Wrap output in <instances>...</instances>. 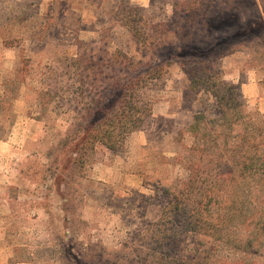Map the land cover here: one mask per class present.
<instances>
[{
    "label": "rangeland",
    "instance_id": "obj_1",
    "mask_svg": "<svg viewBox=\"0 0 264 264\" xmlns=\"http://www.w3.org/2000/svg\"><path fill=\"white\" fill-rule=\"evenodd\" d=\"M139 76L145 128L69 160ZM0 264H264V0H0Z\"/></svg>",
    "mask_w": 264,
    "mask_h": 264
},
{
    "label": "trees",
    "instance_id": "obj_2",
    "mask_svg": "<svg viewBox=\"0 0 264 264\" xmlns=\"http://www.w3.org/2000/svg\"><path fill=\"white\" fill-rule=\"evenodd\" d=\"M143 80L140 76L127 80L117 78L111 83L108 93H103L98 100L90 103L91 108L86 111L84 118L98 116V120L87 121L76 131L79 136L73 146L64 144V149H68L69 160L79 165L90 145L96 140L114 149L122 135L126 136L134 130L145 128L146 118L151 115V108L138 94V86ZM115 131L120 132L118 139L113 136ZM219 214L218 212L214 217H217V221Z\"/></svg>",
    "mask_w": 264,
    "mask_h": 264
}]
</instances>
